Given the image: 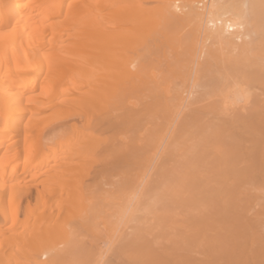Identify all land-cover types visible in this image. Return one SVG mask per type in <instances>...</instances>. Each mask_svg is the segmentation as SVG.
Listing matches in <instances>:
<instances>
[{
  "label": "bare ground",
  "instance_id": "1",
  "mask_svg": "<svg viewBox=\"0 0 264 264\" xmlns=\"http://www.w3.org/2000/svg\"><path fill=\"white\" fill-rule=\"evenodd\" d=\"M0 264H264V0H0Z\"/></svg>",
  "mask_w": 264,
  "mask_h": 264
}]
</instances>
